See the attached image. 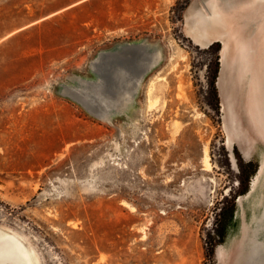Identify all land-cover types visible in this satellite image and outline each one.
<instances>
[{
	"label": "rangeland",
	"instance_id": "1",
	"mask_svg": "<svg viewBox=\"0 0 264 264\" xmlns=\"http://www.w3.org/2000/svg\"><path fill=\"white\" fill-rule=\"evenodd\" d=\"M199 1L0 0V232L30 264H204L232 199L214 263L264 264V141L226 126L222 45L183 33Z\"/></svg>",
	"mask_w": 264,
	"mask_h": 264
},
{
	"label": "bare ground",
	"instance_id": "2",
	"mask_svg": "<svg viewBox=\"0 0 264 264\" xmlns=\"http://www.w3.org/2000/svg\"><path fill=\"white\" fill-rule=\"evenodd\" d=\"M207 6L209 11L198 10L194 20L191 17L187 30L201 46L214 40L223 44L221 90L226 126L240 144H248L253 134L264 141V12L258 14L260 11H257L255 16L241 19L224 13L217 0H211ZM243 84L245 89L240 101L238 91ZM260 172L261 168L257 174ZM0 260V263L30 264L28 252L21 242L15 236L2 232Z\"/></svg>",
	"mask_w": 264,
	"mask_h": 264
},
{
	"label": "trees",
	"instance_id": "3",
	"mask_svg": "<svg viewBox=\"0 0 264 264\" xmlns=\"http://www.w3.org/2000/svg\"><path fill=\"white\" fill-rule=\"evenodd\" d=\"M216 47V50L219 51V42H214L212 43L210 47ZM218 64L216 63V68L215 71L211 77L210 80V88H211V93L214 94L216 96V86H215V81H216V76H217V71H218ZM234 150H236L234 148ZM242 169H248L251 168V172L250 174L253 175L255 173V167H252V162L249 161L245 164L241 165ZM240 182L243 183V179H240ZM248 191V187L246 186L242 191H240V194H245ZM235 211V204H234V200L232 199L226 206L222 207V209L220 210L219 213V222L216 225V229H215V234L214 236H211L210 234L207 235L206 238V245H207V253H206V263L207 264H215L214 263V253H213V249L215 247V245L217 244H221L224 241V238L226 236V231L228 226L230 225L232 218H233V214ZM214 241V243H212ZM204 263V264H206Z\"/></svg>",
	"mask_w": 264,
	"mask_h": 264
},
{
	"label": "crops",
	"instance_id": "4",
	"mask_svg": "<svg viewBox=\"0 0 264 264\" xmlns=\"http://www.w3.org/2000/svg\"><path fill=\"white\" fill-rule=\"evenodd\" d=\"M211 0H201V1H199V3H197V4H195V5H193L192 6V8L190 9V11H189V13L186 15V17H185V23H184V28H183V33H184V35L186 36V37H188V35H186V30H187V26L188 25H190L191 24V17H192V19L194 20V16L197 14V13H199V12H206V11H209L208 10V6H207V3L208 2H210ZM218 1V3H219V6H220V8H221V10L224 12V13H226V14H228L227 13V11L229 10L228 8H229V6H226V4L225 3H222L221 2V0H217ZM204 6V7H203ZM205 6L207 7V8H205ZM207 9V10H206ZM236 9V8H235ZM239 9V8H238ZM198 10H199V12H198ZM59 11H55V12H48V13H46V14H43V15H40L36 20H34V21H32V22H29L28 24H26L25 26H23V28L24 27H28V26H30V25H35V24H39V23H41V22H43V21H46V20H48V19H50V18H52L53 16H55L57 13H58ZM237 16L238 17V15H240V9L239 10H237L236 11V14H233V16ZM187 19H189V21H187ZM189 38V37H188ZM190 39V38H189ZM191 40V39H190ZM209 45V44H208ZM208 45H206V46H208ZM205 47V46H204ZM116 53V55H114V59L117 61V59L119 60V62H121L122 61V59H121V57H118V55H117V53L118 54H121V51H120V53L119 52H115ZM124 60V59H123ZM220 64H221V62H220ZM221 66V65H220ZM220 69H221V67H220ZM220 73V72H219ZM218 77H219V75H218ZM217 80H218V78H217ZM217 82V81H216ZM217 84V83H216ZM217 87H218V85H217ZM219 89V88H218Z\"/></svg>",
	"mask_w": 264,
	"mask_h": 264
},
{
	"label": "flooded vegetation",
	"instance_id": "5",
	"mask_svg": "<svg viewBox=\"0 0 264 264\" xmlns=\"http://www.w3.org/2000/svg\"><path fill=\"white\" fill-rule=\"evenodd\" d=\"M189 38H191V37H189ZM192 39V38H191ZM214 42H219V43H221V49H220V62H221V69H220V73H219V77H218V80H217V85H218V88H219V92H220V95H221V97H222V101H223V96H222V90H221V79H222V73H223V68H224V66H223V64H222V61H223V56H222V54H223V44H222V42L221 41H219V40H214L213 42H211L210 44H212V43H214ZM197 45H199V44H197ZM200 46V45H199ZM202 47H204V46H202ZM223 113L225 114V110H224V104H223ZM229 140H231V144H230V148H231V145H232V139H229ZM239 143V142H238ZM245 156L246 157H248V154H245ZM219 254H220V251H219ZM219 254H218V256H219Z\"/></svg>",
	"mask_w": 264,
	"mask_h": 264
}]
</instances>
